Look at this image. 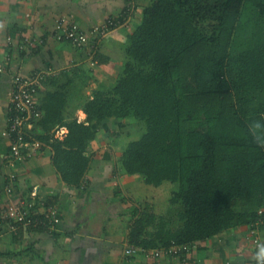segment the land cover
Segmentation results:
<instances>
[{
    "label": "trees",
    "instance_id": "16d2710c",
    "mask_svg": "<svg viewBox=\"0 0 264 264\" xmlns=\"http://www.w3.org/2000/svg\"><path fill=\"white\" fill-rule=\"evenodd\" d=\"M126 51L115 84L83 103L85 119H64V83L44 93L35 124L44 132L28 137L48 144L62 179L79 187L99 126L132 116L146 122L122 166L150 185L181 183L170 203L183 224L148 232L140 216L130 233L136 246L192 244L261 216L264 229V148L248 130L264 119V0H153ZM62 125L67 133L56 137Z\"/></svg>",
    "mask_w": 264,
    "mask_h": 264
},
{
    "label": "crops",
    "instance_id": "0c3cea01",
    "mask_svg": "<svg viewBox=\"0 0 264 264\" xmlns=\"http://www.w3.org/2000/svg\"><path fill=\"white\" fill-rule=\"evenodd\" d=\"M152 1L0 0V67L4 68L0 71V202L16 201L38 186L37 209L43 211L45 206L56 205L61 213V221L53 231L26 226L13 231L8 224L0 225V264H254L256 247L248 235V223L230 226L176 253L161 248L144 249L130 241L140 216L147 217L143 228L148 232L163 223L176 229L183 221L178 215L180 207L170 203L172 195L168 199L170 206L154 211L151 207L156 206L152 204L158 199L150 195V184L137 174L127 173L122 166V152H117L121 156L115 155L114 149L104 145L107 131L116 133L117 128L127 124L126 118H109V127L99 126L88 150L92 161L81 186L66 184L53 163L51 147L31 134L30 140L39 142V147L27 151L26 160L19 164L14 192L5 190L9 171L6 162L11 152L3 131L11 114L13 75L43 73L37 94L39 105L48 89L67 83L64 88L69 91L68 84L82 75L80 89L91 79L99 83L95 90L111 88L128 59L126 49L131 34ZM128 7L132 10L125 13ZM62 16L78 21L90 33L97 26L105 27L108 18L122 23L100 34L97 52L90 56L87 47L74 45L57 28ZM63 75L65 79L61 78ZM70 77L73 80L68 83ZM72 100L68 93L66 121L70 120ZM31 130L44 132L38 125ZM174 213L178 219L175 222L170 219ZM261 232L264 235V229Z\"/></svg>",
    "mask_w": 264,
    "mask_h": 264
},
{
    "label": "built area",
    "instance_id": "2783aa9c",
    "mask_svg": "<svg viewBox=\"0 0 264 264\" xmlns=\"http://www.w3.org/2000/svg\"><path fill=\"white\" fill-rule=\"evenodd\" d=\"M132 10L128 7L125 13ZM122 21L115 18H108L105 27H95L91 33L84 29L76 20H69L62 16L57 20V28L78 47H87L90 56L95 55L98 48V40L100 34L106 33L112 27L118 26ZM93 37H91V35ZM32 43V41L30 42ZM24 47V45H21ZM4 68L0 67V71ZM14 86L11 91V106L9 125L3 131V135L8 137L10 141L11 156L7 160L8 182L5 190L13 193L15 184L18 179L19 164L24 162L28 156L27 151H33L39 147V142L33 143L28 137V132L32 129L36 122L42 117L43 112L37 102V94L40 89L43 73L38 72L31 76H25L21 73L13 75ZM64 132L67 133V126L62 125L57 128L55 136L63 137ZM40 189L34 186L31 194L18 198L16 201L9 200L7 203L0 202V225L8 224L11 230L15 231L21 226L26 227H45L49 231L56 229L61 221V213L56 205L45 206L43 211L37 209L38 193ZM263 213V210H260ZM263 223L262 216L251 225L249 237L256 247L260 243H264V235L261 232L260 224ZM189 244H172L166 248H161L168 253H176L181 248H187ZM160 250V249H158ZM254 264L256 262L254 261Z\"/></svg>",
    "mask_w": 264,
    "mask_h": 264
},
{
    "label": "rangeland",
    "instance_id": "374dc122",
    "mask_svg": "<svg viewBox=\"0 0 264 264\" xmlns=\"http://www.w3.org/2000/svg\"><path fill=\"white\" fill-rule=\"evenodd\" d=\"M63 76L61 78L65 79L66 76L64 77ZM83 76L84 75L80 77L81 79H75L73 84H68L69 98L73 97L72 104L69 105L70 107L69 110H71L70 111L71 114L68 115V120L69 119L72 120L74 118H78L79 120L85 119L84 111H80L81 108L83 110V104L81 105L80 102H85L87 99H89L95 90L94 89L95 86L99 84L98 82L94 83V81L91 79V80H88V83H86L88 85L82 84L83 87L80 89L79 86H81V84L79 85V83H82L81 80ZM82 94H84L85 97ZM87 95L89 98L88 97L86 98ZM126 123L127 124L125 126L123 127L120 126L119 128H117L116 133H113L112 130H110V131H107L108 134L104 136V140H103L104 145H106L109 148L114 149L115 155H119L117 152H120V153L122 152L121 155H123V151L128 146V144L132 140L140 138L142 134L147 130L146 122L139 121V119H136L133 116L127 117ZM137 176L144 179L142 174H137ZM149 188L151 189L150 195L152 193L153 197L158 199L157 202H154L152 204L153 206L156 203V206L151 207L155 211L156 209L158 210L159 207L161 209L163 206L165 207L168 205L170 206V203H168V199H170L169 195H172L173 191L180 189L181 183L166 181L161 186L150 185ZM141 203H144V202H141ZM176 216L177 215L175 213L171 214L170 216L171 221H174V222L177 221L178 219L176 218Z\"/></svg>",
    "mask_w": 264,
    "mask_h": 264
},
{
    "label": "clouds",
    "instance_id": "9594fccd",
    "mask_svg": "<svg viewBox=\"0 0 264 264\" xmlns=\"http://www.w3.org/2000/svg\"><path fill=\"white\" fill-rule=\"evenodd\" d=\"M248 130L253 142L258 147L264 148V119L250 121ZM252 258L256 264H264V243L257 245V250Z\"/></svg>",
    "mask_w": 264,
    "mask_h": 264
}]
</instances>
